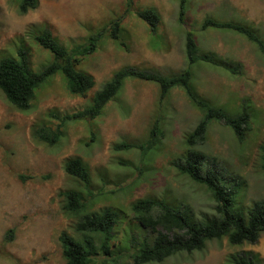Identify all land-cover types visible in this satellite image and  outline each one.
<instances>
[{"label":"rangeland","instance_id":"obj_1","mask_svg":"<svg viewBox=\"0 0 264 264\" xmlns=\"http://www.w3.org/2000/svg\"><path fill=\"white\" fill-rule=\"evenodd\" d=\"M146 7L161 15L156 36L136 12ZM127 8L128 0H39L37 8L23 14L17 0H0V59L19 58L24 48L32 69L45 70L54 55L37 43L35 34L47 28L68 48L87 43L91 36L99 39L97 50L78 66L96 80L87 96L70 93L62 73L48 78L29 110L15 107L0 89V264H66L60 235H80L74 228L78 217L63 208V192L69 189L84 190L90 210L109 207L118 213L110 253L100 250L89 264H134L137 245L154 239L157 233L144 227L133 209L140 199H163L196 218L215 213L216 202L207 188L181 174L175 164L188 149V135L204 117L183 87H173L160 102L156 83L129 78L97 118L68 120L65 125L60 120L88 107L94 93L123 67L167 75L188 68V33L201 53L215 54L224 63L200 61L192 66L198 94L233 116L247 106L252 118L243 141L229 125L212 120L198 147L216 158L227 175L243 182L237 196L240 205L264 200V50L234 30L202 26L207 17L241 23L264 44V0H188L183 21L179 0H133L132 10ZM114 20L123 26L124 46L110 36ZM157 119L164 136L155 153L116 148L123 142L145 143ZM58 127L63 134L57 143L40 138V128ZM77 157L90 169L89 188L65 170L66 161ZM96 242L101 245L100 236ZM237 251L258 253L264 263V234L258 242L243 245L214 239L203 250L145 264H225Z\"/></svg>","mask_w":264,"mask_h":264},{"label":"trees","instance_id":"obj_2","mask_svg":"<svg viewBox=\"0 0 264 264\" xmlns=\"http://www.w3.org/2000/svg\"><path fill=\"white\" fill-rule=\"evenodd\" d=\"M19 11L27 13L39 5V0H17ZM180 19L183 21L188 10V0H179ZM133 0H128V8L132 10ZM138 16L146 21L153 34L156 36L161 23V15L154 7H146L136 11ZM203 28H217L234 30L248 37L249 40L260 44L264 50V44L259 36L249 27L233 22L221 21L211 17L205 18ZM123 26L120 20H114L110 29V36L121 46ZM101 33V31H100ZM35 40L42 47L50 50L54 59L45 70L35 72L28 61L27 52L21 48V57L5 56L0 59V89L6 95L7 100L21 110H29L32 101L36 98L38 90L46 83L48 78L56 73H62L65 77L67 89L74 95L87 96L95 87L96 80L93 74L78 66L98 48V36H91L87 43L68 48L51 30L44 29L35 34ZM185 55L189 61V67L179 73L167 75L160 71L144 69L135 66H126L117 70L102 88L94 93L92 103L71 115L62 118V124L68 120L95 119L102 114L106 104L116 99L123 89L126 79L134 78L156 83L160 88V102L169 95L173 87L181 86L195 105L204 112V117L198 122L195 129L187 137L188 149L183 157L176 160V167L183 175H187L195 182L204 185L216 202L213 215L196 218L188 210L177 208L168 204L165 200L145 198L136 201L133 209L137 218L144 227H148L157 234L154 239L144 240L137 245L134 253V264L148 262H162L166 258L180 252L192 253L206 248L207 242L227 238L232 245L244 243H256L264 234V200H254L250 205H240L238 194L242 190L243 182L236 176H229L225 168L198 147L206 138L209 123L216 119L229 125L237 139L243 141L251 125V114L246 106L237 115H231L226 110L212 104L207 98L198 94L193 86L194 76L192 66L200 61L212 64H224L217 59L215 54L201 53L196 39L192 33H188L185 41ZM236 72L237 68H231ZM52 116L59 118L57 113ZM63 131L61 127L56 130H44L40 128V138L50 144H55L60 139ZM164 136L162 122L157 119L150 130V135L145 143L133 144L123 142L116 146L120 150L141 149L143 155L155 153L158 141ZM150 152V153H149ZM149 153V154H148ZM261 166L264 170V144L261 145ZM65 170L71 176L85 182L87 188L92 181L90 169L85 162L77 157L66 161ZM24 177V175H21ZM84 190L69 189L63 192V208L69 214L78 217L74 228L78 237L63 231L60 235L63 255L66 264H89L94 255L102 250L110 253L109 240L113 238L112 230L118 221V213L112 208L102 211L89 209L86 203ZM105 192L104 189H101ZM96 236H100L102 243L97 245ZM225 264H264L258 253L253 251H237L228 256Z\"/></svg>","mask_w":264,"mask_h":264}]
</instances>
